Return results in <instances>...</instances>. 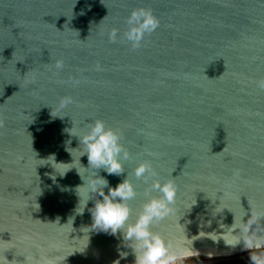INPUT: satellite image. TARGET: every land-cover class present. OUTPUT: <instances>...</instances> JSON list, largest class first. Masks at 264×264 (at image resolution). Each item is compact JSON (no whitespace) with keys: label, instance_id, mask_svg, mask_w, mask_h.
<instances>
[{"label":"water","instance_id":"obj_1","mask_svg":"<svg viewBox=\"0 0 264 264\" xmlns=\"http://www.w3.org/2000/svg\"><path fill=\"white\" fill-rule=\"evenodd\" d=\"M140 7L156 32L136 51L110 43ZM260 78L264 0H0V264H135L121 232L92 226L102 197L85 206L76 191L77 169L91 171L76 135L95 119L131 153L120 176L98 170L109 187L145 159L175 181V214L153 230L182 241L184 259L264 251ZM64 96L75 102L58 110Z\"/></svg>","mask_w":264,"mask_h":264},{"label":"clouds","instance_id":"obj_2","mask_svg":"<svg viewBox=\"0 0 264 264\" xmlns=\"http://www.w3.org/2000/svg\"><path fill=\"white\" fill-rule=\"evenodd\" d=\"M125 24L126 28L122 33L119 29L112 28L107 34L108 40L110 43H116L119 40L126 43L130 50L136 51L144 45L146 38L160 27V20L151 8L140 7L130 12L125 19ZM50 67H54L57 71L62 70L63 59H57ZM97 70H102L99 65ZM35 80L36 74L32 73L27 83H34ZM72 83L76 86L80 80L73 79ZM255 83L261 91H264V78H260ZM74 102L71 96L61 97L57 106L58 110H63ZM4 126L5 121L0 117V128ZM76 137L80 141L81 156L86 155L88 160V167H82L91 170L89 174L82 175L77 169L83 181V184L76 189L80 202L83 200L86 206L87 202L97 195L102 197V199H95L94 207L90 209L94 229L111 234L121 232L135 255V264H174L175 261L190 256L191 252L184 247L182 241L166 238L153 230L154 225L175 214L178 193L175 181L173 179L162 181L151 160L145 159L139 162L131 173H127V178L123 182L111 188L107 180L99 176L98 170L103 169L109 175L117 176L125 172L123 162L131 159V153L122 142L124 139L122 132L106 125L102 119H95L85 123L83 131ZM156 155V153H149L152 157ZM260 164L264 166V161ZM130 175L145 185L142 193L138 192V185L129 179ZM235 175L239 176V172L237 171ZM105 188H108L107 194L104 192ZM138 195H142L143 202L133 219L129 202L135 200ZM244 231L246 232L247 229ZM253 244V239L247 240L249 248L253 247ZM255 247L259 248L260 243L256 242ZM244 255L248 254L239 257Z\"/></svg>","mask_w":264,"mask_h":264},{"label":"trees","instance_id":"obj_3","mask_svg":"<svg viewBox=\"0 0 264 264\" xmlns=\"http://www.w3.org/2000/svg\"><path fill=\"white\" fill-rule=\"evenodd\" d=\"M242 257H239L238 259L218 261L217 264H264V252L263 254L260 255L258 254L256 256L245 257V258Z\"/></svg>","mask_w":264,"mask_h":264},{"label":"rangeland","instance_id":"obj_4","mask_svg":"<svg viewBox=\"0 0 264 264\" xmlns=\"http://www.w3.org/2000/svg\"><path fill=\"white\" fill-rule=\"evenodd\" d=\"M264 251H259L253 254H248V255H244L242 258L245 257H251V256H256V255H260L263 254ZM240 258V259H242ZM217 260L214 259H207L204 257H197V258H189V259H182L179 261H175L174 264H217Z\"/></svg>","mask_w":264,"mask_h":264}]
</instances>
